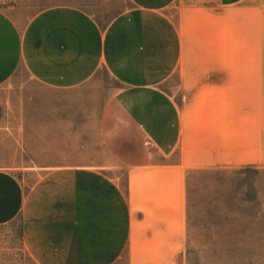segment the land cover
Here are the masks:
<instances>
[{
    "label": "crops",
    "instance_id": "obj_1",
    "mask_svg": "<svg viewBox=\"0 0 264 264\" xmlns=\"http://www.w3.org/2000/svg\"><path fill=\"white\" fill-rule=\"evenodd\" d=\"M259 2L128 0L104 26L53 7L21 33L0 13V84L19 64L55 88L99 68L116 84L99 119L114 165L0 169V225L18 219L35 264H184L186 173L264 170V65L197 64L227 12L244 6L264 33Z\"/></svg>",
    "mask_w": 264,
    "mask_h": 264
},
{
    "label": "rangeland",
    "instance_id": "obj_2",
    "mask_svg": "<svg viewBox=\"0 0 264 264\" xmlns=\"http://www.w3.org/2000/svg\"><path fill=\"white\" fill-rule=\"evenodd\" d=\"M128 4L0 0V13L21 33L49 8H77L104 26ZM256 7L257 13L264 10V1ZM244 9L227 12V18L209 30L214 42L204 43V57L197 64L264 65V33L259 19L251 23ZM115 87L100 68L80 85L63 89L36 80L19 64L0 84V169L19 178L22 168L37 164L114 165L101 143L99 119ZM104 172L124 185L122 168ZM184 180V264H264V170L192 169ZM0 264H35L22 244L18 219L0 225Z\"/></svg>",
    "mask_w": 264,
    "mask_h": 264
}]
</instances>
